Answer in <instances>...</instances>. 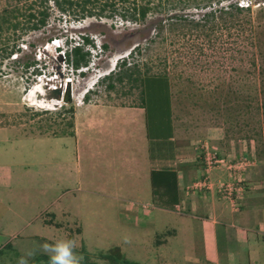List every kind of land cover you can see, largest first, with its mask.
Returning a JSON list of instances; mask_svg holds the SVG:
<instances>
[{
	"label": "rangeland",
	"instance_id": "1",
	"mask_svg": "<svg viewBox=\"0 0 264 264\" xmlns=\"http://www.w3.org/2000/svg\"><path fill=\"white\" fill-rule=\"evenodd\" d=\"M91 1L94 6L88 4L86 8L92 7L94 12L104 2L114 3L119 10L134 4H148L154 9L142 22L134 23L121 21L118 16L78 19L58 11L52 0L43 4L41 0H0V21L6 19L0 24V132L6 134L8 130L9 138L13 139L12 147L0 143L1 161L27 164L34 171L33 163L47 162L54 156L66 158L71 145L62 137L76 139L83 127L92 125L91 121L97 124L100 120L108 123L113 118L120 119L115 113L118 109L133 108L142 101L148 109L149 134L168 135L167 125L158 124L153 95L145 92L141 100L142 87L140 81H134L135 74L121 81L104 77L90 88L97 75L117 72V64L125 60L128 68L136 64L133 70L141 77L165 76L169 81L174 139L180 154L189 159L184 163L188 166L185 170L197 177L189 190H202L215 200L227 202L226 209L235 217L230 230L237 240L249 236L248 246L238 245L228 253L221 245L218 256L212 260L193 248L189 253L180 249L174 254L164 253L158 250L161 234L143 233L135 226H127L108 209L94 217L83 212L87 222H81V226L56 223L50 211H46L41 213V224L50 228L54 222L59 233L10 240L0 248V264H18L21 257L28 264H45L43 257L49 256L40 251V246L59 239L76 241L80 264H264V0ZM239 1L247 3L249 10L235 12L230 5ZM43 7L48 13L45 25L37 30H21L27 26V14ZM210 12L214 14L206 23L199 22ZM104 14H109L108 8ZM11 15L17 17L13 19ZM15 23L18 27L12 29L10 24ZM83 36L89 44H82ZM54 38L60 40L61 49L49 47L45 51L46 43ZM65 40L70 43H63ZM103 44L107 49H102ZM77 45L91 52L89 69L83 74L67 66L66 53L60 56ZM136 47L139 53L132 51ZM66 80L70 83L64 87ZM38 85L45 97L58 88L61 104L51 110L27 104L26 96ZM84 90L88 92L82 98ZM67 94L69 101L65 100ZM51 137H59V141L45 140ZM206 162L211 164L207 166ZM45 168L42 180L27 172L24 175V169L17 166L8 180L0 179L3 198L7 193L1 188L8 183L12 187L10 202L16 212L20 210L19 198L29 201L25 211L29 217L33 204L41 207L56 195L49 188L52 183L49 166ZM35 184L49 186L43 196ZM1 216L2 213L0 231L10 227L17 231L24 224L12 216ZM225 219L219 224H224ZM125 238L130 242L125 243ZM29 250L35 255L28 257Z\"/></svg>",
	"mask_w": 264,
	"mask_h": 264
},
{
	"label": "crops",
	"instance_id": "2",
	"mask_svg": "<svg viewBox=\"0 0 264 264\" xmlns=\"http://www.w3.org/2000/svg\"><path fill=\"white\" fill-rule=\"evenodd\" d=\"M140 106L118 109L115 113L120 119L113 118L108 123H101L98 117L100 121L97 124L91 121L92 125L89 128L83 127L82 132L76 134V139L62 137L71 145L66 158L54 156L50 161L33 163L34 171L27 164H10L8 160L2 162L0 153V179L8 180L17 166L24 169V175L27 172L32 178L40 177L42 180L45 175L43 170L49 166L52 180L50 187L35 185L40 196L48 190L47 187L56 194L41 207L33 204L32 215L26 217L29 201L19 198L17 205L20 210L16 212L10 202L13 199L11 185L8 183L1 188L7 193L5 198L0 193L1 218L12 216L14 220L23 221L24 224L17 231L11 227L1 229L0 236L3 240L0 248L15 238L29 240L48 234L57 235L59 228L56 223L59 222L56 221L71 226L79 223L81 226V222H87L83 212L94 217L100 212L105 213L107 209L115 212L116 219L119 218L127 226H135V229H141L143 233L147 231L153 235L161 234L160 244L157 246L164 253L174 254L178 249L189 253L193 248L194 251L201 250L207 259L212 260L218 256L221 245L228 253L234 247L238 248V245L240 248L248 246L249 236L245 240H237L230 230V222L235 217L233 212L227 210V202L215 200L213 195H206L202 190L192 191L193 193L189 190V187L196 184L197 177L193 176L192 171L185 170L188 166L185 167L184 163L189 159H184L180 154L182 152L174 139L172 121L168 135L152 137L148 131L146 112ZM5 131L6 134L0 132V143L3 141L8 143V147H12L13 139L9 138L8 130ZM45 140L57 143L59 137ZM154 171L176 173V203L163 190L153 192L151 173ZM95 207L97 211L94 210ZM46 211H50L52 220L56 222L52 226L57 228L41 224V213ZM223 219L224 224H219L218 221ZM219 225L222 233L218 232Z\"/></svg>",
	"mask_w": 264,
	"mask_h": 264
},
{
	"label": "trees",
	"instance_id": "3",
	"mask_svg": "<svg viewBox=\"0 0 264 264\" xmlns=\"http://www.w3.org/2000/svg\"><path fill=\"white\" fill-rule=\"evenodd\" d=\"M49 0H41V4L46 3ZM53 4L56 6L58 11L61 13H66L67 15H72L76 18H84V17H108L112 18L113 16H118L121 21H131L134 23L142 22L148 12L151 9L148 6V4L145 5H133L132 7H121L119 10L115 7L114 3H106L104 2V5L99 8L97 11H92L91 8H86L88 4L93 5V2L91 0H83L81 3L74 2L72 0H52ZM94 6V5H93ZM231 8L235 12H241L245 9H239L235 5H231ZM108 8L109 14H104V11ZM249 9H246L248 11ZM37 14V15H36ZM214 13L210 12L205 14L202 19L199 20V22L206 23V20H208L209 17H212ZM39 16V18L36 19V17ZM13 19H15L17 16L11 15ZM48 17L47 8L43 7L42 10L36 12V13H28L26 16V23L27 26L22 28L21 30L28 29V30H37L41 27H43L46 23V19ZM180 19L185 20L186 17L182 16H174V19ZM33 21V22H32ZM6 22L5 18H1L0 24ZM199 22H195L196 26H199ZM1 26V25H0ZM10 27L12 29H17L18 23L10 24ZM1 30V27H0ZM82 44H89V40L87 37H81ZM102 49H107V46L105 44L102 45ZM136 51L139 53V48L136 47L132 51ZM66 62L67 66L70 65L73 72H76L80 68H88L89 67V57L90 53L88 51H83L82 46H72L69 50L66 51ZM131 56V53L129 54ZM27 68L28 65H25ZM117 72H111L108 76H106L109 80H111L113 77L117 78V81H121L123 77L127 76L128 78L131 77L133 74L136 75L134 81H140L141 83V95L143 100L145 92L150 96L153 95L152 99V105L154 106V110L157 113L158 118V124H166L168 129L172 118H171V109H170V92H169V81L165 76H140V73L137 70H133V68H136V64L132 65V69L126 67L125 60H122L117 64ZM133 70V71H132ZM82 74V73H80ZM145 86V88H144ZM109 88H113L111 84L108 86ZM141 108H143L146 112V118L147 123L149 124L148 120V109L144 103V101L141 102ZM151 186L153 188V192L156 193L158 190H163L166 195H168L171 200L176 203L177 196H176V188H177V177L176 173L173 171H154L151 173ZM45 264H49V258L43 257ZM110 264H115L110 263Z\"/></svg>",
	"mask_w": 264,
	"mask_h": 264
},
{
	"label": "clouds",
	"instance_id": "4",
	"mask_svg": "<svg viewBox=\"0 0 264 264\" xmlns=\"http://www.w3.org/2000/svg\"><path fill=\"white\" fill-rule=\"evenodd\" d=\"M240 2L241 1H239L236 4H231V5H235L239 9H248L249 8V5H246V6L239 5ZM54 39H56V38H54ZM52 40H50V41H48L46 43V45H45L46 46L45 51H47V48L48 47H55L54 49H56L57 51L59 49H61V46L59 45V43L52 45V43H51ZM81 41H82V39H81ZM63 43L67 44V43H70V42H68L67 40H65ZM66 51H67V49L65 50V53H66ZM89 53H91V52H89ZM13 55H11V57H12L13 60H15L16 59L15 58L16 56L13 57ZM115 63H116V61L114 62V65H113L112 69L115 67ZM88 69H89V67L88 68H80L76 72L78 74H80V73L83 74L84 71H86ZM111 72L112 71H110L109 73H111ZM109 73H107L106 75H104L102 77L100 75H97V78L91 84L90 88L92 86H94V84H95V82H97V80L108 76ZM38 81H39V78H38ZM67 82L70 83V80L69 81L66 80V82L63 84L65 87L67 86ZM86 94L85 93L82 94L81 95L82 98ZM124 242L125 243H129L130 241L127 238H125ZM76 247H77V243L74 240H71V239H59V240L54 241L53 243H44V244H42L40 246V251H42L44 254H47L49 256V264H80V259L81 258L75 252ZM26 255L28 257H32L33 255H35V252L33 250H29ZM18 264H28V261L24 257H21L19 259V261H18Z\"/></svg>",
	"mask_w": 264,
	"mask_h": 264
},
{
	"label": "bare ground",
	"instance_id": "5",
	"mask_svg": "<svg viewBox=\"0 0 264 264\" xmlns=\"http://www.w3.org/2000/svg\"><path fill=\"white\" fill-rule=\"evenodd\" d=\"M67 81H69V80H67ZM67 83H69V82H67ZM55 90H58V88ZM87 91L88 90H84V92L82 94H84V93L86 94ZM61 94H62V96L64 94L62 92V90H61ZM81 95H80V97H81ZM25 101L27 102V104L29 103L30 106H34L35 108L44 109V110L54 109L56 106L58 107L61 104V102L58 99H55V97L51 94H50V96L45 97V94L43 92V88L39 87V85L34 87L30 91V94H28L26 96Z\"/></svg>",
	"mask_w": 264,
	"mask_h": 264
},
{
	"label": "built area",
	"instance_id": "6",
	"mask_svg": "<svg viewBox=\"0 0 264 264\" xmlns=\"http://www.w3.org/2000/svg\"><path fill=\"white\" fill-rule=\"evenodd\" d=\"M239 5L246 6L247 3L241 1V2L239 3ZM59 41H60L59 39H53L51 43H52V45H54V44L59 43ZM45 49H46V46H45ZM64 55H65V51H64V52H61L60 56H64ZM210 164H211V162H206V165H207V166L210 165Z\"/></svg>",
	"mask_w": 264,
	"mask_h": 264
},
{
	"label": "water",
	"instance_id": "7",
	"mask_svg": "<svg viewBox=\"0 0 264 264\" xmlns=\"http://www.w3.org/2000/svg\"><path fill=\"white\" fill-rule=\"evenodd\" d=\"M52 93V95L55 97V99H58L59 97H60V92L58 91V90H52L51 91ZM70 97H69V94H67L66 96H65V100L66 101H69L70 99H69Z\"/></svg>",
	"mask_w": 264,
	"mask_h": 264
}]
</instances>
